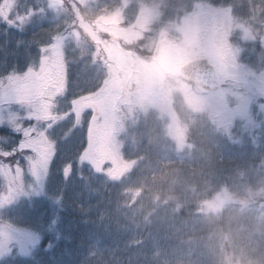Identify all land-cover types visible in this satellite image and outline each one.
Here are the masks:
<instances>
[{
  "label": "trees",
  "instance_id": "16d2710c",
  "mask_svg": "<svg viewBox=\"0 0 264 264\" xmlns=\"http://www.w3.org/2000/svg\"><path fill=\"white\" fill-rule=\"evenodd\" d=\"M124 1L125 25L141 5H153L159 12L140 45L200 4L229 9L232 25L240 24L251 38L235 30L228 45L237 50L241 67L264 80V0H61L60 13L50 10L47 0H0L4 18L18 20L25 28L19 31L0 19V77L13 68L23 74L39 60L40 48L59 35L73 34L66 47L68 79L62 97L63 110L70 109L72 101L99 90L102 47L92 35L99 31V17L120 9ZM140 47L141 57L151 56ZM188 112L177 111L182 127H187L183 149L175 147L159 124L140 126L126 155L135 164L119 181L86 172L78 162L86 149L85 126L74 128L67 140L61 137L71 123L56 128L49 193L5 216L8 226L38 236L37 249L12 253L0 264H264V218L259 216L264 213L262 115L253 105L252 129H244L239 119L224 133L206 115ZM0 137L9 138L0 142L5 150L22 139L8 127H0ZM25 156L17 152L8 159L25 168Z\"/></svg>",
  "mask_w": 264,
  "mask_h": 264
},
{
  "label": "rangeland",
  "instance_id": "374dc122",
  "mask_svg": "<svg viewBox=\"0 0 264 264\" xmlns=\"http://www.w3.org/2000/svg\"><path fill=\"white\" fill-rule=\"evenodd\" d=\"M47 2L50 10L61 12V0ZM127 6L128 1H124L120 9L101 15L98 19L99 33L92 37L102 47L99 48L102 49L104 77L99 90L76 100L74 105L72 101L69 106L79 109L80 125H73V117H70L50 130L53 137L56 128L70 122L71 128L61 137V140H67L73 137L74 128L85 126L86 149L81 155L88 153V158L82 162L86 172L105 174L119 181L135 164L126 159L129 145H134L137 140V129L149 121L159 124L177 149L185 148L187 127H182L178 110L185 109L189 111L188 114H204L224 133H230L234 121L239 119L244 121V129H252L256 125L251 114L253 105L257 106L264 121V80L239 65L238 52L229 47L227 40L235 30L249 40L250 32L240 24L232 25L229 9L200 4L191 13L159 29L150 38V43L140 45L145 32H150V27L155 25L159 12L153 5H141L137 14L125 25L127 16L124 9ZM10 7L9 4L7 12ZM70 32L73 33V28ZM100 33L105 35L98 37ZM71 36L73 34L64 33L55 37L43 48L45 51L42 54L49 62L50 87L58 89L53 97L54 110L61 114L65 112L62 97L67 88L66 47L73 38ZM123 43H134L135 46L128 49ZM140 46L150 50L151 56L141 57L138 53ZM194 58H207L214 66L220 79L217 90L205 91L185 83L187 80L181 75L180 67ZM39 61L40 58L33 65L37 69ZM14 107L21 115H26L18 106ZM22 123L28 127L35 121L23 120ZM24 153L32 155L29 151ZM4 158L0 164L10 166L14 174L15 161ZM52 161L46 178L35 183L28 172L26 160V167H20L23 181L28 187L10 202L0 204V260L12 253L26 255L36 251L38 236L29 230L8 226L5 216L16 206L33 205L35 202L31 198H41L47 194ZM11 178V175L0 172V197L8 195ZM261 205L264 208V202ZM210 206L209 203L206 207ZM259 216L264 218V213H259Z\"/></svg>",
  "mask_w": 264,
  "mask_h": 264
},
{
  "label": "snow or ice",
  "instance_id": "6c2138e0",
  "mask_svg": "<svg viewBox=\"0 0 264 264\" xmlns=\"http://www.w3.org/2000/svg\"><path fill=\"white\" fill-rule=\"evenodd\" d=\"M7 13H0V19L9 27H16L23 31L25 28L18 20L5 19ZM39 68L29 66L21 74L15 68L6 76L0 77V127H8L13 133L22 135V139L10 150L0 147V157H9L17 152L29 151L32 155L23 157L28 162V172L35 183L41 182L49 172V165L56 153V140L52 137L55 126L60 121L74 117V125H80L79 109L70 107L62 114L54 110L53 97L58 89L50 87L51 81L48 76L49 62L42 54L45 49L40 48ZM75 102H73L74 105ZM14 106L26 113L21 115ZM35 121L28 127H24L22 121ZM0 142L8 143V137H0ZM88 158V153L79 155L78 162ZM71 165L64 168L67 177ZM0 172L11 175L8 185V195L0 197V204L10 202L17 194L28 187L22 176V170L17 161L14 174L10 166L0 164ZM81 179H84L81 176ZM2 242V238H0Z\"/></svg>",
  "mask_w": 264,
  "mask_h": 264
},
{
  "label": "water",
  "instance_id": "95a60500",
  "mask_svg": "<svg viewBox=\"0 0 264 264\" xmlns=\"http://www.w3.org/2000/svg\"><path fill=\"white\" fill-rule=\"evenodd\" d=\"M181 75L191 84L205 91H215L220 79L214 66L207 58H194L180 67Z\"/></svg>",
  "mask_w": 264,
  "mask_h": 264
}]
</instances>
